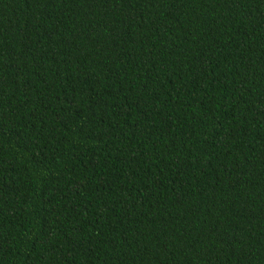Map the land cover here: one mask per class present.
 Masks as SVG:
<instances>
[{"label": "trees", "instance_id": "16d2710c", "mask_svg": "<svg viewBox=\"0 0 264 264\" xmlns=\"http://www.w3.org/2000/svg\"><path fill=\"white\" fill-rule=\"evenodd\" d=\"M0 264H264V0H0Z\"/></svg>", "mask_w": 264, "mask_h": 264}]
</instances>
